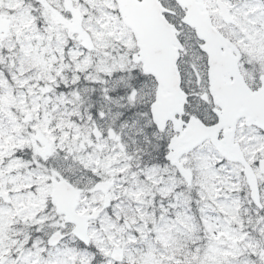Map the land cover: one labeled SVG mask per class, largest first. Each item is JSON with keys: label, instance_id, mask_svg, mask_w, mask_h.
<instances>
[{"label": "snow or ice", "instance_id": "1", "mask_svg": "<svg viewBox=\"0 0 264 264\" xmlns=\"http://www.w3.org/2000/svg\"><path fill=\"white\" fill-rule=\"evenodd\" d=\"M0 264H264V0H0Z\"/></svg>", "mask_w": 264, "mask_h": 264}]
</instances>
